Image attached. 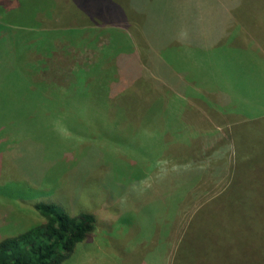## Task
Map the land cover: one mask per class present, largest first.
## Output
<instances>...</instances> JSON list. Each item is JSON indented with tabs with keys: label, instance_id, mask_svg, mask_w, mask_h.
Segmentation results:
<instances>
[{
	"label": "rangeland",
	"instance_id": "obj_1",
	"mask_svg": "<svg viewBox=\"0 0 264 264\" xmlns=\"http://www.w3.org/2000/svg\"><path fill=\"white\" fill-rule=\"evenodd\" d=\"M161 1L173 25L145 49L130 23L75 28L61 14L43 29L54 0H0V241L43 223L33 203H54L96 221L63 264H264V120L228 123L184 89L202 59L224 85L231 34L251 27L264 46V0ZM117 70L132 104L98 110L90 79ZM232 130L250 160L222 193Z\"/></svg>",
	"mask_w": 264,
	"mask_h": 264
},
{
	"label": "trees",
	"instance_id": "obj_2",
	"mask_svg": "<svg viewBox=\"0 0 264 264\" xmlns=\"http://www.w3.org/2000/svg\"><path fill=\"white\" fill-rule=\"evenodd\" d=\"M54 1L55 6L51 10L49 25L40 26L41 28H50L52 18H59L61 14H63V19L72 22L75 28L107 26L113 20L124 24L127 22L132 26L131 32L136 37L134 39L143 44L145 49L152 44L153 34L166 29L168 20L166 14L164 17L160 15L163 13L160 6L161 0ZM64 2L67 4H63ZM234 12L232 11V16ZM39 15H42L39 16L40 20L46 17L44 14ZM20 55L17 53V57ZM142 56L144 58L146 54L142 53ZM115 63L116 61H111V64L105 66L104 69H110L111 65H115ZM112 73L111 77L117 76L118 79L112 77L107 83H104L105 79L102 75L104 73H102L99 75L101 79L93 75L90 81L97 88L98 94L95 102L98 103V110H107L111 105L110 107L114 108V112L117 114L121 110H127L129 104H132L134 97L130 98L134 95V87L133 85L129 86L132 93L127 94L125 99L124 95L117 91L121 82V73L118 70L112 71ZM115 81L117 85L110 88V91L103 92L105 85H110ZM28 88H34V86ZM144 90L145 88H143ZM153 94H151L152 97H154ZM32 206L43 219V223L2 239L0 241V264H63L75 246L82 243L87 235L94 230L96 221L90 213L81 212L73 216L54 203L35 202Z\"/></svg>",
	"mask_w": 264,
	"mask_h": 264
},
{
	"label": "crops",
	"instance_id": "obj_3",
	"mask_svg": "<svg viewBox=\"0 0 264 264\" xmlns=\"http://www.w3.org/2000/svg\"><path fill=\"white\" fill-rule=\"evenodd\" d=\"M160 6L161 12L164 13H160V15L164 17L170 9V2L168 1L167 6H165L164 1H162ZM166 15V18H168L166 28L170 29L173 25L172 17L171 14ZM233 17L234 15L232 16V14L229 17L230 22L228 24L229 26L225 28L224 40L228 39L229 41L231 38L229 35L231 34L230 30L233 24ZM262 25L263 26L261 27L264 28V22H262ZM240 28L242 29V27ZM250 28L251 27L246 28L247 32L239 31L241 36L239 40L236 36L234 38V33L231 34L232 41L227 45L228 54H230V56L226 59H231L232 67L230 66L226 70V73L222 70L223 74L221 73V75L223 77L225 75V83L222 87L219 84L222 78H220V76L217 78L216 72L214 71L216 65L214 63L216 62H213L212 60L208 61L207 59H202L204 60L202 61L203 66H200L201 64L199 63L195 64L197 69L188 74V76L191 77L192 75H200V80L196 81L192 78L191 82L193 85L190 86L189 89L184 87L186 91L189 90L187 92L185 91L186 97L188 92H194L193 94L188 93V96L191 98L207 99L208 105L211 104L210 106L213 105L212 108L216 109V111L213 110L216 116H221L226 119L223 121L228 123L234 121V123L239 125H241V123L242 125H246L264 120V46L260 43L263 37H255L250 34ZM234 30L235 29H233V31ZM216 31L219 32V29H216ZM226 32L228 33L226 34ZM222 43H220V45ZM229 102H231V105H227ZM231 118L233 120H230ZM222 124L225 126L224 122ZM227 133H229L230 142L226 139L221 157L216 158L218 177L226 176L228 178L227 185L222 193H226L230 186L234 185V189L236 184L238 185V182L233 181L236 175L239 174V171L236 170L238 160L244 161V159L247 158V160H250L244 151L239 154L237 146L238 141L236 140L237 132L232 130L233 134L229 131ZM231 141L233 144L232 150H230ZM208 205L209 203L206 205L204 204L203 206L207 207ZM192 220L193 219L185 225V229L179 239V244H177V251L182 243H184L185 237L190 231Z\"/></svg>",
	"mask_w": 264,
	"mask_h": 264
}]
</instances>
